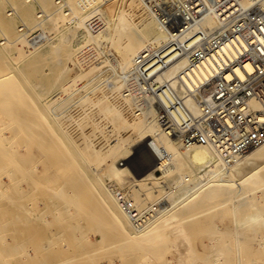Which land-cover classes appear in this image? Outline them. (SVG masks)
<instances>
[{"label":"bare ground","instance_id":"obj_1","mask_svg":"<svg viewBox=\"0 0 264 264\" xmlns=\"http://www.w3.org/2000/svg\"><path fill=\"white\" fill-rule=\"evenodd\" d=\"M15 1H18L24 18L30 19L34 16L39 21L31 28L23 25L14 27L12 13L10 10L3 12L0 2V27L9 35L21 34L13 40H8L6 37L0 39V59H9L11 63H19L24 57L23 52H25L26 57L29 58V61L26 62L28 66V63L40 61L41 56H45L44 65L48 67L49 76H47L48 87L43 89V93L48 90L53 91H50L45 97L43 105L56 124L53 132L48 125H41L39 117H34L27 125L28 158H30L29 161L33 160V165L29 163V166L34 167V163L36 165L34 159H37L38 162L40 158L44 159L45 157L53 159L50 160L51 164L48 162L49 159L47 160L48 165L45 163L46 159L42 160L47 165L43 164L45 167L53 166L55 161L57 163L59 161L58 165L63 163L62 161H66L68 164L67 161L71 160L66 159L70 156H66L64 159V148L61 145L66 141L73 144L76 142H73L70 127L72 129L75 126L80 127L82 121L87 120L85 123L89 127L100 128L95 119L97 112L102 114L103 110L105 115L102 117L106 118L108 115L107 118L117 127V134L114 138L115 145L110 147V150H106V148L97 150L94 147V142L90 141L91 137L86 142L88 136L84 139L86 140L84 143L87 144H84L80 152L74 146L77 157L84 159L87 153H97L99 158L94 163L80 166L81 178L84 177L85 183L83 180L79 183L75 180L69 182L70 186H73L72 189L74 188L71 189L74 194L91 199L88 203L91 204L87 207V211L81 214V218L84 223L94 222L96 225L98 238L95 242L103 244L105 230L103 225L97 222L101 221L98 216L105 214L121 232L127 235V241L141 243L149 239L161 223L172 228L170 224L174 213L201 196L211 198L214 195L224 194L226 198L222 200L220 208L229 209L234 215L233 217H237L235 215L239 208L246 211V208L253 206L258 198L259 190L262 193V189L256 188L255 191L252 189L253 192L246 191V193L243 190V185L254 181L261 172H264V143L249 150L229 165L221 160L216 150L210 145L182 144L177 138L161 132L158 109L154 105V95L144 89V84L141 81L142 73L147 76L152 75L153 80H161L166 83V88L161 93L164 103L180 100L181 113L193 116L200 114L201 93L197 88L210 77L213 72V62L204 60L198 65H190L188 54L177 50L173 46V42L177 41L188 45L196 41L199 35H206L217 29L219 19L214 0H193V3H187L192 6L194 11L191 13L185 10L186 21L183 25L175 27L172 26L169 16L158 7L160 4L154 0H40L42 6H46L50 10L46 12L43 9L44 13L41 11L33 13V8L29 4L31 0ZM177 1L183 2V7H185V2L188 0ZM237 1L241 7H248L255 0ZM257 1L264 8V0ZM61 25L66 27L64 28L66 29L64 46H61V38L58 39L52 34ZM33 31H35L34 35L28 37L27 35ZM20 46L25 50L19 49ZM79 46L84 47L76 52V48ZM85 46L90 48L94 46L96 53H93L94 50L93 52L86 50ZM17 49L20 52L23 50V52L20 53ZM107 52L111 54H107ZM58 54L59 57L55 60L53 57ZM12 56L13 58H11ZM159 57L163 59L162 62ZM64 58L65 62L68 59L70 63L77 64V67L83 71L101 69L89 80L88 78L85 80L86 76L81 78L82 80L79 79L80 81L85 80L83 83L81 82L82 85L79 88H85L86 91L82 90L85 93L74 100L71 98H74V95L81 89L68 90L69 86H72L71 82L63 84L58 74L61 71H70L74 68V65L72 67L67 63L64 65ZM15 67L17 68V65ZM102 72H107V76L102 77L100 75ZM3 78L0 76V79ZM75 83L74 87H77ZM99 101H101L100 103L107 101L109 105L102 109L97 105ZM67 103L69 104L67 105ZM254 106L257 107V104L254 103ZM102 120L104 121V119ZM110 122L108 123L110 124ZM80 131H82L81 128ZM1 135L4 136V134ZM139 143L140 148L135 149ZM49 149L55 153L51 152L46 156V153L50 152ZM60 149L62 161H60ZM78 149H80L79 146ZM133 149L141 153L134 160L127 161L129 155L133 153ZM56 152L58 156L55 155ZM51 155H55L54 157L57 156L59 159L55 160ZM41 162L39 161L38 164ZM66 163L64 162V165ZM69 163L70 165H68L71 166V162ZM61 165L59 168H62ZM142 166L143 168H140ZM35 171L37 170H33V172ZM102 173L107 174L112 180L109 181V184H103V179L100 177ZM35 175V173L32 174L30 182L34 183L32 186L39 191L38 181L36 182L38 175ZM34 176L35 179L32 178ZM54 176L53 178L56 179L57 176ZM92 179H95V183H97L93 185ZM148 179L151 181L147 184H151V186L146 187L145 190L140 189L138 184ZM162 179L165 181H160L163 183L162 185H154V182L156 184V181ZM86 180H90L88 183L90 192L96 190V200L93 199L92 192L85 193ZM152 180L155 181L152 182ZM130 182L135 184L127 187ZM45 183L48 184L47 181ZM55 188L51 194L50 191L47 192L49 196L46 194L45 201L50 200L51 202L57 196L58 188ZM152 190L159 196L155 195V197L162 196L160 202L158 200L155 203L152 202L157 198L150 201L148 195ZM34 192L32 191V193ZM36 197L40 196L34 198ZM66 202V207L56 212L57 216L65 212L71 214V210H75L76 204L71 198L66 199ZM95 203L99 206L97 207ZM217 206L219 208V204ZM253 210L255 214L248 215L249 217L252 216L251 218L258 221L264 220L260 209L256 207V210ZM56 215L54 214L53 218ZM39 217L37 214L31 218L33 223L38 221ZM50 221L52 222V219ZM78 224L80 223L72 225L71 230H76L79 227ZM233 225H236L235 230L232 228V231L229 232L233 235L235 233L234 241L239 248L240 242L238 241H246L247 238L240 236L238 227L240 228L241 225L237 221L233 222ZM159 229L161 230L158 228L157 231H160ZM213 231L217 233L219 229L217 232L214 229ZM229 232L227 231L225 235H229ZM102 247L106 250V246ZM103 248L100 249L99 246L98 249L102 250ZM236 252L239 264V251ZM263 254L262 249L255 252V256H259V258H264ZM262 262L263 259L258 264H262Z\"/></svg>","mask_w":264,"mask_h":264},{"label":"rangeland","instance_id":"obj_2","mask_svg":"<svg viewBox=\"0 0 264 264\" xmlns=\"http://www.w3.org/2000/svg\"><path fill=\"white\" fill-rule=\"evenodd\" d=\"M0 2L3 12L10 10V13H12L14 27L23 25L24 27L31 28L39 21L34 16L30 19L24 18L18 1L0 0ZM29 4L33 8V13L39 11L42 13L44 10L46 12L50 11L46 6H42L40 0H31ZM64 28L66 27L61 25L57 27V30L53 31L52 29L55 33L52 34L58 39L61 38V46H64L63 40L66 37V29ZM0 29V39H5L4 37H6L8 40H13L15 37L21 35L20 33H17L15 36L9 35L2 27ZM34 33L35 31L27 36L32 37ZM83 47H77L76 52H79ZM21 48L22 46L19 47V49ZM19 49L17 50L20 52ZM85 49L91 52L94 50L93 53H96L94 46H91V48L85 46ZM23 53L24 57L19 63H11L9 59L5 58V60L0 59V76L4 77L0 79V264H238L236 251H239V264H258L262 259V264H264V258L255 256L257 250L262 249L264 251V220L258 221L251 218L255 214L253 209L256 210L257 207V209H260L261 216L264 219V208H262L264 207V172H261L254 181L244 183L243 190L245 192H253L259 188L262 189V193L259 190L257 194L258 198L251 208H246V211L239 208L241 210L239 211L238 209L235 215L237 217H233L234 215L231 214L229 209L225 207L220 208L222 200L226 198L224 194L214 195L211 198L201 196L174 213L170 224L172 228L161 223L157 226L156 231H153L151 237L141 243L127 241V235L121 232L106 214L98 216L101 221L97 218V223H101L105 230L103 233L104 240L102 245L95 242L98 238L96 225H94V222L84 223L81 218V214L87 211V207L91 204H88L91 199L74 194L72 192L74 188L72 189L73 186H70L69 182L74 180L78 181V183L81 182L84 177L81 178L80 166L94 163L99 158L97 153H87L84 159L77 157L75 156L74 146L80 152L84 144H87L84 141L87 140L86 142H88L91 137L90 141L94 142V147L97 150L100 151L103 148L110 150V147L115 145L114 138L117 134V127L110 122V119L107 118L108 115L106 116L107 119L102 117L105 115L103 110L102 114H100L101 112H97L95 119L99 123L98 127L100 128L89 127L85 123L87 120L82 121L80 127L75 126L74 129L70 127L73 142H76L73 144L66 141L61 145L64 148H62L63 155L65 153L64 159L66 156H70L66 160H71L67 161L69 165V162H71V166L66 161H62L61 149V154H58L61 157L60 161L63 162L60 163L62 164V168H59V161L58 163L55 161L59 159L57 152L55 154L57 155L56 157H54L55 155H51L55 159L53 163L56 167L54 164H52L53 166L45 167L48 165V162L51 164V158L46 159V157L44 159H46L45 163L47 165L42 161L44 159L40 158L41 160L39 159V161H42L40 164H38L39 161L37 162V159H34V162L36 161V165H38L36 166L34 163V167L36 166V168L31 165L29 166V163L33 165V160L29 161L30 158H28L29 136L27 134V125L34 117H39L40 121H38L42 123L41 125H48L53 132L56 124L50 118L49 113L43 105L45 97L50 91H53L48 90L43 93V89L48 87L47 76H49L48 67L44 65L45 56H41L40 61L30 63L31 65L28 63L27 66L26 62L29 61V58L26 57L25 52ZM107 54L111 53L107 52ZM58 57L59 54L58 56L54 55L53 58L56 60ZM66 63L70 67L74 65V68L70 71H61L58 74L63 84L68 81L71 82L72 86H69L68 90L72 89L76 91L77 89H81L79 88L82 85L81 82L83 83L86 78L89 80L101 70L97 68L95 70L83 71L80 67H77V64L70 63L68 59L65 62L64 58V65ZM15 65H17V68ZM100 75L106 77L107 72H102ZM84 77L85 80H79ZM74 82H76L77 87H74ZM82 90H85V88H82L71 99L74 100L81 97L86 91L83 92ZM100 102L97 105L102 109L106 105H109L107 101ZM80 128L82 131H80ZM1 134H4V136ZM78 146L80 149H78ZM50 148L53 149V147ZM139 148L140 143L135 149ZM49 151L46 153V156L51 152L52 154L55 153L53 150L49 149ZM69 152L70 155H68ZM139 153L141 152L133 149V153L129 155L127 161L134 160L139 156ZM72 158L74 159L72 160ZM48 159L49 161L47 162ZM64 162L67 166H65L66 164L64 165ZM4 167L8 169L6 170ZM64 167L65 169H63ZM44 168L45 170H42ZM133 168L136 169L134 165ZM140 168H143V166ZM33 170L37 171L33 172ZM34 173L38 175V178L35 175L36 182L38 181V185H35L40 187V192L32 186L34 183L30 182L32 180L31 176ZM54 175L57 176L56 179L53 178ZM35 176L32 178L35 179ZM100 177L103 179L104 185L112 181L105 173L100 174ZM43 179H47L48 184H44L46 181ZM89 181L86 180L87 186H84L86 194L90 192ZM91 181L93 185L97 183H95V179ZM150 181L151 179H148L138 184V187L145 190L146 187L151 186V184H147ZM160 181L165 182L162 179L156 181V184L154 182V185H162L163 183ZM134 184V182H130L127 187H131ZM55 187L58 188L57 196L51 202L50 200L45 201L47 192L50 191L51 194L56 189ZM252 189L254 190L252 191ZM91 192L94 197L93 199L96 200V190H91ZM150 192L148 195L150 196V201L159 197L153 190ZM33 194L40 197L34 198ZM47 196H49V193ZM161 197L152 202L155 203L157 200L160 202ZM70 198L76 204L75 210L72 209L71 214L70 212H65L57 216L56 212H59L62 208L64 209L67 203L66 199ZM95 204L97 207L99 206L97 203ZM217 204H219V208ZM261 205L262 207H260ZM42 212L45 216L42 215ZM37 214L40 217L38 221L33 223L31 218ZM54 214L56 215L55 218H53ZM248 215L252 216L249 217ZM51 219L52 222L50 221ZM236 221L241 225L240 228L238 227L241 233L239 235L247 238L246 241H238L240 242L239 248L235 243L236 241H234L235 233L233 235V233L230 234L231 232H229L232 231V228H235L236 225H233V222L235 223ZM76 223H80L78 224L79 227L76 230H71V226L76 225ZM158 228H161V230L157 231ZM67 229L68 231L66 232ZM213 229L216 232L219 229V232L215 233ZM227 231L229 235H225ZM99 246L100 249L103 248L102 246H106V250L104 248V250L102 249L103 251L98 249Z\"/></svg>","mask_w":264,"mask_h":264},{"label":"built area","instance_id":"obj_3","mask_svg":"<svg viewBox=\"0 0 264 264\" xmlns=\"http://www.w3.org/2000/svg\"><path fill=\"white\" fill-rule=\"evenodd\" d=\"M154 1L174 27L186 21L185 10L194 11L187 5L193 0L185 2V7L177 0ZM214 4L217 29L188 45L173 42L177 50L188 54L190 65L213 62L210 77L197 88L200 114L181 113L180 100L164 103L161 93L166 83L161 80L142 73L141 81L154 95L163 134L184 145H210L229 165L264 143V8L257 0L248 7H241L237 0H214Z\"/></svg>","mask_w":264,"mask_h":264}]
</instances>
